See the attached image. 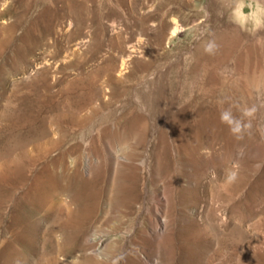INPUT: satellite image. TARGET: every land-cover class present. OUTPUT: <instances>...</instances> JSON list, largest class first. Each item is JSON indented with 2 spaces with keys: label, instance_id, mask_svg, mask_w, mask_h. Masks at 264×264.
<instances>
[{
  "label": "rangeland",
  "instance_id": "obj_1",
  "mask_svg": "<svg viewBox=\"0 0 264 264\" xmlns=\"http://www.w3.org/2000/svg\"><path fill=\"white\" fill-rule=\"evenodd\" d=\"M30 1L0 0L1 39ZM95 10L92 39H58L82 43L64 61L37 52L46 65L26 68L10 50L0 58V164H11L3 180L29 174L45 187L16 195L19 240L0 233V264H264V30L230 23L220 0H97ZM209 40L214 55L204 51ZM131 46L137 53L122 66L119 52ZM197 64L206 67L191 76ZM253 106L242 139L217 118ZM46 141L70 153L44 161L36 145ZM226 169L237 172L234 183ZM55 186L66 191L60 201Z\"/></svg>",
  "mask_w": 264,
  "mask_h": 264
},
{
  "label": "bare ground",
  "instance_id": "obj_2",
  "mask_svg": "<svg viewBox=\"0 0 264 264\" xmlns=\"http://www.w3.org/2000/svg\"><path fill=\"white\" fill-rule=\"evenodd\" d=\"M55 1V6L54 8L50 6V3L48 0H31L30 3L26 4L25 9L16 12V16H15V23L12 25V27H10V31L6 33V35L4 36L3 39L0 38V58L3 57V54H5V52L7 50H10L14 56H16V58H14L13 62H17L19 61L18 64L24 65L26 68H31L32 65L35 66H40L43 67L46 65L47 63V59L46 58H35L36 53L41 52V55L47 54L49 52H54V60L55 62H62L64 61V55L61 56V54L63 53H68V52H73L74 50L78 49L82 43L80 41L74 43V44H69L67 47L63 46L60 44V42H58V39H62L64 37H67L69 40L76 38L77 35H81L84 38H91L97 33V26H95L93 24V22L95 21L96 18V6H97V0H53ZM131 3V2H130ZM126 4V1H125ZM123 3V5H125ZM137 4V3H136ZM135 4V5H136ZM127 5V4H126ZM137 8L135 6V10H133V12L131 11V14H133L135 17L138 16V14L141 12V2H139V4H137ZM100 10V9H99ZM209 14V12H207ZM32 14V18H29V15ZM130 13H128L125 9L122 11V18H127L129 16ZM133 16V17H134ZM132 17V16H131ZM38 21H40L41 23L39 24V26L41 25V27L39 28V35H35V38L33 40L30 39L31 37V33L32 30L34 28V26H36V23ZM20 27H23L21 30V33L16 37L15 36V32L18 31L20 29ZM35 29V28H34ZM104 33H114L115 30L112 28L111 31L108 29H103L102 30ZM170 33L169 37H172L173 35ZM172 35V36H171ZM174 37V36H173ZM83 38V39H84ZM14 39H16L14 41ZM65 39V38H64ZM167 39V36H166ZM172 39V38H171ZM86 40V39H85ZM167 40H170V38H168ZM66 41V40H65ZM64 42V41H63ZM153 43V42H152ZM134 46V45H133ZM136 47V46H135ZM28 49V51L23 54L22 50H26ZM137 49V48H136ZM139 50V49H138ZM161 50V49H160ZM140 51V50H139ZM56 53H60V55L55 56ZM118 53V52H117ZM122 55V66L126 65L128 63L129 60L132 59L133 54L137 53V51L135 52L134 47H127V49H123L122 51L119 52ZM141 54L143 52H140ZM159 54V60H154V65L155 66H160L161 63H163V61L165 60V58H161L160 57V52L156 51V55ZM162 54V53H161ZM247 53H242L239 54L240 57V61H238V71H241L242 65H241V60L246 57ZM143 55V54H142ZM38 56V55H37ZM145 56V55H144ZM143 57V56H141ZM140 57V58H141ZM146 57V56H145ZM144 57V58H145ZM156 57V58H157ZM168 57V56H167ZM166 57V58H167ZM11 58V57H10ZM8 60V59H7ZM102 60V59H101ZM146 61V59H143V61ZM139 61V60H138ZM243 61V60H242ZM218 62V64H217ZM216 64L217 66L213 67V70H217L218 67L220 68L223 60H217ZM6 64V61H5ZM153 64H143L141 65L143 69L147 70L149 68H152ZM202 66L203 65H199L197 64L195 66L194 69H192L191 71V76H193V74H196L198 76L199 71H202ZM206 66H203V68H205ZM210 68V67H209ZM29 70V69H28ZM123 70V69H122ZM204 70V69H203ZM219 70V69H218ZM217 70V71H218ZM24 75L27 74V70H25ZM217 72H214V74H216ZM131 77L134 76V74L130 75ZM218 76V75H217ZM213 77V76H211ZM215 77V76H214ZM197 80V79H196ZM208 84H210L209 82H214L212 79H207ZM216 80V79H215ZM218 80V79H217ZM46 84V83H45ZM209 86V85H208ZM95 87V86H94ZM107 92H110L112 94L116 93V89L112 88L111 85H107L105 86V88L103 89ZM210 90V89H209ZM104 91V92H105ZM57 92V91H56ZM105 94V93H104ZM109 94V93H108ZM107 95V94H106ZM107 97V96H106ZM112 102V101H110ZM114 102V101H113ZM107 106H109L108 103H106ZM89 105V104H88ZM125 105V104H124ZM93 110V109H92ZM109 111V110H108ZM107 113V112H106ZM219 115V110L218 113L216 114V116ZM215 116V117H216ZM220 116H218L217 118H219ZM58 118V117H57ZM74 118V117H73ZM90 119V117H88ZM215 118V119H217ZM213 119V118H212ZM219 120V119H218ZM98 123V122H97ZM207 123V122H206ZM220 123V122H219ZM84 125V123H82ZM83 125H79L78 127L80 128ZM113 125V124H112ZM214 125V123H213ZM216 125V124H215ZM109 126V125H108ZM220 125H217V127H219ZM32 127V126H31ZM52 127V126H51ZM84 127V126H83ZM181 128V127H180ZM190 128V127H189ZM188 129V128H187ZM61 131V129H58ZM73 130V129H72ZM196 131V130H195ZM194 131V132H195ZM37 132V131H36ZM57 132V130H56ZM72 132V131H71ZM155 136V130L152 131V133H150L146 139V143L147 145H150L153 142V138ZM62 138V136H60ZM50 139V138H49ZM57 142V141H56ZM59 142V141H58ZM56 143L55 146L51 149L48 148V142L46 141L43 144H38L36 145V149L40 152H42V159L45 161L48 159L49 155L52 152H57L59 151L61 154V156L64 157V155L69 152H65L62 151L61 152V147L63 146L64 142L62 141L61 143ZM180 142V141H179ZM54 143V141H53ZM182 145V144H181ZM52 147V146H51ZM70 147V146H69ZM68 151V150H67ZM93 151V150H92ZM25 152V151H24ZM95 152V151H94ZM36 153V152H35ZM34 153V154H35ZM24 154V153H23ZM36 155V154H35ZM39 155V154H38ZM109 155V154H108ZM28 158V163H33L34 162V158L32 154L30 155H25ZM24 156V157H25ZM52 156V155H51ZM67 156V155H66ZM59 157V156H58ZM198 157V156H197ZM22 158V157H21ZM39 158V156H38ZM41 158V157H40ZM121 158V157H120ZM24 159V158H22ZM37 159V158H36ZM35 161H38L36 160ZM72 159V158H71ZM111 159V158H109ZM42 160V162H43ZM53 161H55L54 159H52ZM60 163H62V158L58 159ZM74 160V159H73ZM27 161V160H26ZM40 161V160H39ZM38 161V163H40ZM71 161V160H70ZM185 161V160H184ZM193 161V160H192ZM20 162V160H19ZM37 163V162H36ZM45 163V162H44ZM73 163V162H72ZM14 164V163H13ZM50 164V163H49ZM48 164V165H49ZM187 164V161H186ZM191 164V163H190ZM9 165L11 164H6L2 163L0 164V233H2L3 237H5V239H7L8 241V235L7 233H9L10 237L13 240H19V237H17L16 232L19 233V231L17 230V210H18V205L20 203V201L18 202V199H16V195L18 194L19 190L22 189V187L28 186L30 185V187H32L31 185L34 186L37 185L39 186L38 191H41L44 187L41 186L40 184H38L37 180L40 178H36L33 177L32 175H27L25 178H21L20 181H18L16 179V181H18V183H11V182H7L6 180H3L2 177V171H4L3 167H10ZM33 165V164H32ZM45 164H43L44 167ZM52 165V164H51ZM86 165V164H85ZM35 166V165H34ZM49 167V166H48ZM53 167V166H51ZM71 167V166H70ZM81 167V166H80ZM88 167V166H87ZM47 168V167H46ZM3 169V170H2ZM10 169V168H9ZM16 169V168H15ZM14 169V170H15ZM43 169V168H41ZM51 169V168H50ZM6 170V169H5ZM11 170V169H10ZM39 170V169H38ZM53 170V169H51ZM43 171H46L45 169ZM7 172V171H6ZM49 172V171H48ZM38 173V172H37ZM51 173V171H50ZM32 174V173H31ZM45 174V173H44ZM49 174V173H48ZM192 174V173H191ZM37 175V174H36ZM43 175V174H42ZM46 175V174H45ZM40 176V175H38ZM58 177V176H57ZM42 178V177H41ZM190 178V177H189ZM15 180V179H14ZM9 181V180H8ZM33 181V183H31ZM57 181V180H56ZM41 186V187H40ZM56 193L55 196L58 199V201L61 200V195L64 194L65 189L62 187H58L55 186L54 187ZM27 190V189H26ZM31 188L28 189V191L31 192ZM44 190V189H43ZM37 191V192H38ZM52 192V191H51ZM147 192V191H146ZM20 193V192H19ZM29 193V192H28ZM42 193V191H41ZM21 194V193H20ZM26 195V194H25ZM29 195V194H28ZM16 199V200H15ZM23 199V198H22ZM27 199V198H26ZM26 201V200H25ZM53 201V200H52ZM51 203V202H50ZM160 206V205H159ZM58 207V206H55ZM53 206V208H55ZM99 207V206H98ZM128 207V206H127ZM63 210V209H62ZM101 210V209H100ZM166 211V210H165ZM95 213L94 208L93 210H91L88 213V217H86V219H90L93 214ZM67 215V214H66ZM50 216V215H49ZM70 216V215H69ZM9 219L8 223L6 224V219ZM72 219V218H71ZM70 219V220H71ZM98 219V217L96 218V220ZM192 219V218H191ZM69 220V221H70ZM162 225L165 226L166 222L164 219H162ZM99 221V220H98ZM70 223V222H68ZM70 225V224H69ZM19 227V226H18ZM146 227V226H145ZM61 229V226H60ZM163 229V228H162ZM158 232V231H157ZM155 234V233H154ZM22 235V234H21ZM92 236V235H91ZM107 236V235H106ZM94 237V236H93ZM1 238V237H0ZM23 238V237H22ZM21 239V237H20ZM12 241H8V243H12ZM1 242V241H0ZM16 242V241H14ZM86 243V242H85ZM11 248V246H9ZM5 248H7L5 246ZM3 250V248H2ZM0 249V255H5L4 251H2ZM8 253H9V249H8ZM110 253V252H109ZM115 253V252H114ZM126 253V252H125ZM7 254V253H6ZM2 255V256H3ZM86 255V254H85ZM1 256V257H2ZM7 256V255H6ZM105 256V255H104ZM3 258V257H2ZM4 259V258H3ZM2 260V259H1ZM102 262V261H101ZM153 264V263H152ZM158 264V263H157Z\"/></svg>",
  "mask_w": 264,
  "mask_h": 264
},
{
  "label": "clouds",
  "instance_id": "obj_3",
  "mask_svg": "<svg viewBox=\"0 0 264 264\" xmlns=\"http://www.w3.org/2000/svg\"><path fill=\"white\" fill-rule=\"evenodd\" d=\"M221 7L227 11L228 20L241 30L255 34L264 30V0H220ZM215 40H209L204 47L205 53L214 55L218 50ZM256 112V107L245 108L242 115L237 118L231 108L220 112V122L228 126L230 134L236 139H242L244 133L251 128V123H244V118H251ZM238 178L237 172L226 169V183H234Z\"/></svg>",
  "mask_w": 264,
  "mask_h": 264
}]
</instances>
